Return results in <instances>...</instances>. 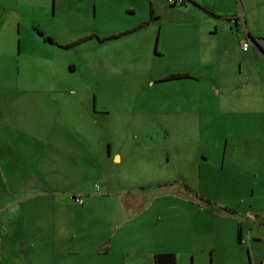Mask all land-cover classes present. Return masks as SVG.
<instances>
[{
	"label": "rangeland",
	"instance_id": "1",
	"mask_svg": "<svg viewBox=\"0 0 264 264\" xmlns=\"http://www.w3.org/2000/svg\"><path fill=\"white\" fill-rule=\"evenodd\" d=\"M131 1L138 19L148 15L150 0ZM163 4L160 30L159 19L152 21L133 35L139 45L135 51H123L117 62L108 58L100 64L101 52L117 47L114 41L100 42L97 36L78 40L87 34V26L79 21L72 27L69 21L65 25V16L54 10V0H0V206L19 195L25 196V202L48 204L61 200L64 187L76 191L83 186L89 194H101L106 175L127 189L122 193L124 202L129 188L149 193L144 200L138 198L137 205L124 204L122 221L137 213L145 201L153 202L125 226L159 213V220L171 222L169 247L193 252L206 261L211 244L206 219L211 212L230 214L217 205L222 203L250 215L245 224L250 233L260 229L264 253V185L259 184L264 171L253 170L254 154L263 156L264 167V151L239 138L235 150L225 143L227 134L237 133L228 123L227 110L241 107L243 97L250 95L245 92L249 84L245 70L238 71L241 53L235 40L229 42L235 62L227 66L213 62L204 50L198 71L193 58L198 40L192 34L193 42L186 44L189 30L194 31L184 24L187 17L178 10L182 6H170L165 0ZM16 7L22 13L19 28L14 20ZM202 44L205 48L208 42ZM156 47L163 56L153 54ZM183 64L189 71H198L200 80L156 81L160 78L155 77ZM255 66L264 74V66ZM219 71L229 75L216 95ZM71 90L76 93H68ZM57 106L61 110L53 119L52 108ZM5 148L19 159L22 176L6 177ZM114 151L122 155L119 165L111 161ZM79 154L84 162L69 157ZM80 169L85 171L74 173ZM16 183L23 185L22 191L3 193L4 184L7 191ZM142 183L149 186L134 188ZM64 207L77 212L74 206ZM6 230L19 239V224ZM27 233L25 228L23 235ZM3 234L0 218V244L14 248L7 253L10 263L17 264L12 255L19 241H2ZM33 242L24 238L22 244ZM176 257L179 264H189L184 254Z\"/></svg>",
	"mask_w": 264,
	"mask_h": 264
},
{
	"label": "crops",
	"instance_id": "2",
	"mask_svg": "<svg viewBox=\"0 0 264 264\" xmlns=\"http://www.w3.org/2000/svg\"><path fill=\"white\" fill-rule=\"evenodd\" d=\"M181 6L178 10L187 17L184 24L192 27L194 31L193 33L189 30L186 44L190 46L193 42L192 34L198 40L193 56L196 60L195 68L198 71L204 62V50L211 53V60L213 59L216 64L231 66L235 58L229 49L232 41L235 40L237 49L241 53V59L237 60L238 71L245 70V80L249 82L247 87L245 86V92L250 95L243 97L244 105L241 107L236 110H227L228 123L237 130V133L227 134L225 143L231 144L232 150H235V143H237L235 141H239L237 140L239 138L243 142L252 141L256 144L257 151H264V74L255 66V64L264 66V0H187L186 4ZM160 7L166 8L163 0H150L148 15L138 19L135 16L136 7L133 6L131 0H57V3L54 0V10H58L61 16H65V25L68 21L70 27L74 26L77 21L83 22L88 28L87 34L83 35L87 36V39L98 37L100 42L114 41L117 47L111 48L109 53L106 50L102 51L99 58L100 64L108 58H115L117 62V58L123 55V51H135L139 45L133 35L143 30L152 21L159 19L157 24L160 30L163 16ZM15 10L14 20L19 28L22 13L19 7ZM242 40L248 42L245 50L241 48ZM203 42H208L205 48ZM153 54L163 56L162 51L158 49L157 53L154 51ZM194 70L189 71L187 65L183 64L155 78H160L156 80L158 82L188 78L198 81L201 77L198 71L194 73ZM171 75L175 77H170ZM228 75L223 71L215 73L218 81L214 88L216 95L220 93L223 79ZM68 93L74 95L76 91L71 90ZM52 109L53 119H55L61 108L57 106ZM170 110V112H175L173 108ZM57 122H60V119ZM3 153L2 166L4 173L6 169V177L22 176L23 171L19 169L16 162L19 159L11 156L6 148ZM70 156H75L74 159L78 161H85L82 154ZM254 157L256 161L252 169L257 168V171L263 172L264 167L260 165L263 156L254 154ZM6 159H8L7 163ZM112 160L113 164L119 165L122 162L121 153L114 151ZM81 171L85 169L75 170L74 173L78 174ZM143 172L145 175L149 173L148 170H143ZM104 177V193L101 194H89L83 186L76 191L64 187L60 191L61 200L56 198L48 204L25 202V196L22 195H19L17 200L4 201L0 206V218L4 232L1 235L2 241H19L18 244L15 242L17 251L12 255L17 258L15 259L17 264H154V254L172 252L175 259L174 264H179L175 256L178 255L180 258L182 254L189 257V264H264V253L260 252L261 231L255 228L256 230L250 233L248 229L250 226L247 227L245 224L248 219H251L249 214H243L234 206L227 205V207L222 203V205L217 204L230 214L224 213L218 216L211 212L208 215L206 228L209 238L207 239L211 240V244L210 254L205 261L202 256H195L193 252L186 250V252H180L169 247L171 222L164 219L159 220V213L155 218L139 220L137 224L125 226L124 223L129 222V219H139V215L150 209L153 202L145 201L137 213L122 221L124 204L127 207L137 205L138 198L144 200L149 193H136L133 188H129L128 197L124 202L122 193H125L127 189L115 185L111 182V177H106V175ZM259 184L264 185V177ZM147 186L149 183H142L134 188ZM3 189L4 194L11 192L17 194L23 190V185L16 183L15 188H7L6 191V184H4ZM79 194H82L84 198L81 204H76L73 196L78 197ZM66 205L69 208L74 206L77 212L65 211L64 206ZM97 210L100 211L94 214ZM31 212L34 214L33 217H31ZM10 224H19V239L17 235L11 238L12 235L6 234L8 232L6 227L8 228ZM25 228L28 233L23 235ZM245 232H248L249 236L240 241L238 234ZM24 238L25 242L29 240L34 242L24 246L22 244ZM35 242L36 245H33ZM4 247L5 244H0V264H11L9 259L11 254L7 252L13 253L14 248Z\"/></svg>",
	"mask_w": 264,
	"mask_h": 264
},
{
	"label": "trees",
	"instance_id": "3",
	"mask_svg": "<svg viewBox=\"0 0 264 264\" xmlns=\"http://www.w3.org/2000/svg\"><path fill=\"white\" fill-rule=\"evenodd\" d=\"M84 38H86V36L79 38L78 40H82ZM46 39L51 41L49 37H46ZM73 43L67 44L66 46L72 45ZM170 77H175V76L171 75ZM240 234L238 235L240 236ZM153 263L154 264H174L175 263L174 255L172 253H156L153 256Z\"/></svg>",
	"mask_w": 264,
	"mask_h": 264
},
{
	"label": "built area",
	"instance_id": "4",
	"mask_svg": "<svg viewBox=\"0 0 264 264\" xmlns=\"http://www.w3.org/2000/svg\"><path fill=\"white\" fill-rule=\"evenodd\" d=\"M165 1L170 6H174V5H184L187 2V0H165ZM247 44H248V42L246 40H242V42H241V48L243 50H245L246 47H247ZM73 199L78 204H81L82 203V200H81L80 197H73ZM248 235H249L248 232H246L245 234H240L239 240L242 241V239H244Z\"/></svg>",
	"mask_w": 264,
	"mask_h": 264
}]
</instances>
